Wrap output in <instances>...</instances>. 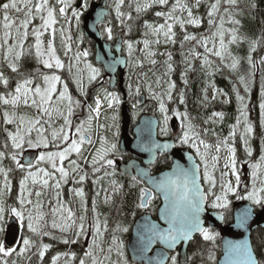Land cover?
I'll return each mask as SVG.
<instances>
[{
    "label": "snow or ice",
    "instance_id": "snow-or-ice-1",
    "mask_svg": "<svg viewBox=\"0 0 264 264\" xmlns=\"http://www.w3.org/2000/svg\"><path fill=\"white\" fill-rule=\"evenodd\" d=\"M238 2L7 0L0 4V24L3 28L0 32V85L3 86V91H0V264H17L19 257L31 260L32 255L43 264L46 253L52 248V244L43 242L44 237L59 239L67 245L88 240L89 236L91 242L79 264H129L125 244L119 235L127 233L129 228L117 223L110 229L108 217L98 211L95 200L89 208L84 186L90 179L97 187L96 197L100 198L103 193L104 205L114 206L119 197L123 207L126 198L134 195L135 208L145 210L143 223L137 228V237L139 250L144 254L141 259L146 264H197V261L199 264H216L213 249L200 247L205 242H211L214 247L220 237L215 224L207 222L209 208L227 211L232 197L249 201L253 207L241 211L238 227L248 225L255 208L264 210V131L257 135V124L250 118L258 67L251 53L264 42V35L248 41L249 53L245 59L250 67L247 73H240L241 57L234 55L229 48L247 39L239 32L241 21L236 19L239 13L233 12ZM94 4L108 11L97 13ZM256 6L250 0L249 7ZM202 7L204 11L201 14L199 10ZM154 8L160 9L154 12L157 20L150 22L144 19L142 23L145 38L136 41L125 39L134 24ZM13 11L22 15L14 17L10 15ZM112 12L113 19L121 26V50L127 51L128 59L116 60L105 69L89 61L90 50L81 46L88 39L84 26L89 13H92L93 25L101 26L98 31L95 27L90 31L105 41L115 39L112 21L105 18ZM36 21L38 23H34ZM205 21L209 29H216L211 35L198 37L188 32L187 26L199 28ZM225 23L232 27L225 28ZM177 25L183 30L179 41L181 49L186 43L195 42L188 48V55L183 61L185 67L181 80L185 89L189 85L188 72L195 70L193 61L196 59L201 60V71L209 77L221 67L237 74L232 82V92L238 102L237 115L229 126L228 135L223 138L214 129H199L196 126L193 122L195 118L187 108L185 91L178 89L176 81L171 78L176 71L172 53L153 50V46L177 43ZM226 35L229 36L227 42ZM73 43L77 45L75 49ZM141 43L143 48L140 52L151 65L158 63L155 59L157 55L166 57L164 71L154 81L155 87L142 79L146 78V73L138 74L135 83L130 74L126 86L127 99L132 101V108H137L140 103L137 98L142 87L146 86L150 98L158 105L162 118L159 131L165 136L171 132L170 120H178V130L172 133L171 143L161 144L149 139L144 150L153 152V159L148 163H159L156 160L157 150L172 149L181 152V155V150L185 148L194 150L187 156V160L192 162L191 167H183L177 162L171 172L158 179L145 169L136 174L129 173L127 168L120 172L119 162L125 159V148L120 138L119 108L125 99L118 91L109 90L104 79L105 71H115L116 65L121 63L130 69H142L143 59L135 58L133 63ZM196 46L202 47L204 52H197ZM210 56L219 58L220 64L215 65ZM28 58L35 59L46 71L38 68L35 73L22 72V62ZM5 66L15 77L6 74ZM260 68L264 71V57L260 60ZM65 71L79 98L72 94L69 82L63 78ZM13 78L14 87L10 83ZM107 83H111V76ZM209 87L212 88L211 100ZM202 93L201 104L205 108L220 97L224 98L222 103H231L229 94L214 83L210 82ZM258 93L259 126L264 128V84L259 86ZM171 103L183 106V110L169 107ZM21 109L32 112L30 114ZM80 113L84 114L83 118H79ZM74 117L78 122L74 123ZM224 119L223 111H213L204 123L219 124ZM147 131L151 137V127ZM209 132L216 136L214 145L204 139ZM237 140L242 146L243 158L237 155ZM254 140H258L260 147L255 160ZM33 151L35 155L29 158ZM161 155L167 159L168 154ZM245 167L250 170L248 173H245ZM16 173H19L15 185L17 191L12 196ZM118 175L127 177V186L116 179ZM246 176L250 183L246 182ZM105 177L109 178L108 188L102 184ZM70 180L74 187L69 191L79 201V214L69 201L63 199L64 186ZM50 194L51 198H48ZM161 197L163 208L154 220L149 217L148 210ZM45 203L50 206L51 228L59 229L62 234L71 233V238H58L46 230L49 213L43 211ZM128 210L135 216L131 207ZM218 219H224V214L220 213ZM109 233L111 239L105 247L104 237ZM196 234L202 239L196 242V250L189 255L185 249L193 246ZM153 245H162L163 249L157 251L155 257H149L146 254L152 251ZM69 255L71 260L65 259V264H72L76 260L75 253H57L51 257V264H58L62 257ZM225 261L226 264H264V241L255 250L247 239L239 243L228 242Z\"/></svg>",
    "mask_w": 264,
    "mask_h": 264
},
{
    "label": "trees",
    "instance_id": "trees-1",
    "mask_svg": "<svg viewBox=\"0 0 264 264\" xmlns=\"http://www.w3.org/2000/svg\"><path fill=\"white\" fill-rule=\"evenodd\" d=\"M4 2H7V0H1L0 4H2ZM206 2H208V0H206ZM251 2H254L257 5L256 8H250L249 7L250 0H239L238 6L233 9V12L239 13V15L236 16V19H239L241 21V27L239 29V32H240V34H242L243 36H245L247 38L246 40H244L239 45L233 44V45L229 46L231 52L234 55L241 57V64L239 66V72L242 74L247 73L249 70V67H250L247 63V60L245 59L249 53L248 41L252 40V39H258L262 35H264V0H251ZM170 3H171V0H170ZM157 10H160V9L154 8V9L150 10L149 13L145 14L138 23L134 24L132 32L128 33L125 36V39H132L134 41L143 40L145 38L143 35L144 29L142 27L143 20L147 19L150 22L156 21L157 18L154 17V12ZM199 11L202 14L204 11V8L202 7ZM19 15H22V14L16 13V17ZM113 17H114V12H112L109 19H110V21H112V24H113V33H114L115 39L113 41H109V42H114L116 40L117 36L122 31L121 26L119 25L118 22H116L113 19ZM1 18L2 17H0V19ZM225 19L227 20L228 18L225 17ZM158 22H163V21L159 20ZM224 27L230 28V27H232V25L229 23H225ZM187 30H188V32L193 33L199 37V36H203V35H211V33L214 32L216 29H215V27H213L212 29H209V27L205 21V23L202 26H200L199 28H195V27L189 25V26H187ZM124 31H126V29ZM175 31L177 33V43L175 45L169 44V45L165 46V45L161 44L159 47L154 46L156 49H153V50L157 51L158 53L165 52V51H170L172 53L174 67H175L176 71L172 73L171 78L176 81L178 89L185 91L187 108H188L190 115L195 118L193 122L196 124V126L199 129H214V131L217 134H219V136H223V135L227 136L229 133V126L232 123H234L235 117L237 115V109H238V102L235 100V95L232 92V82L236 79L237 74L230 71L228 68L221 67L220 71H216L213 76L209 77V75L206 72L201 71V68H200L201 60L196 59L193 61V65H194L195 70L188 72L189 85H188L187 89H185L183 82L181 80V73L184 71V67H185L183 61H184V57L186 55H188V48L192 47L195 44V42L186 43L184 48L181 49L179 41H180V39H182L183 30L180 29V27L177 25L175 28ZM75 38H76L75 32L73 31V40H75ZM228 39H229V36L226 35L225 41L227 42ZM217 42H218V39H217ZM141 45H142V43L138 45L137 50L134 54V57L144 59L143 54L139 52ZM76 47H77V45L75 43H73V49H75ZM81 47H89L94 51L95 45L90 40H86L85 44L82 45ZM196 51L203 53L204 49L202 47L196 46ZM251 55L253 57L254 62L257 61L258 59L261 60V58L264 57V42H262L261 45H259L257 47V50L255 52H252ZM189 58L191 59L190 56H189ZM209 58L214 61L215 65L220 64L219 58L214 57V56H210ZM155 59L158 61V63L156 65L144 63V67L142 69L138 68V71L133 74L134 81H136L138 74H140L141 72L146 73V72L154 71L153 74H148L146 76V78H142V79H145L146 84L151 83V84H153V87H155L154 81L157 79L158 76H160L163 73V71H164L163 64H164L166 57L161 56V55H157L155 57ZM148 65H151L153 67L151 68V66H148ZM38 68L41 71H46L45 69H43L42 65L38 64V62L32 58H28V59L24 60L22 62V65H21V71L24 73H35L36 69H38ZM4 70L6 71V74L9 75L10 77H15V74H12L10 72V70H8L6 68H4ZM150 80H152V81H150ZM128 81H129V76H127V78H126V86L128 84ZM210 82L214 83L217 88L223 89V91L227 92L229 94V96L231 97V103H228V104L222 103L224 98L220 97L218 100L212 101L207 108L203 107L201 104V100L203 97L202 89L204 87H206ZM10 83H11L12 87H14L15 86V79L14 78L11 79ZM262 84H264V71H263V74L262 73L256 74L255 84H254V88H253V92H252V104H251V116H250V118L254 121V123L257 124V130H256L257 135L259 134V131L261 132L264 129V128H261L259 126V120L261 119V117L259 115V110H258V106H257L258 105V96H259L258 88ZM0 91H3L2 85H0ZM141 93H143L147 96V101H146L147 102V105H146L147 110H146V108L141 107L139 105L140 110H141L139 113L150 112L153 114H157L160 117L161 114L158 111V105H157L156 101H154L150 98V95H149V92H148V89L146 86L142 87ZM174 96H175V93H174ZM208 96H209V100H211V96H212V88L211 87H209V89H208ZM137 99H139V97ZM155 106L157 107V110H156ZM169 107H171V108L180 107L181 110H183V106L178 105L176 103H171L169 105ZM24 110L25 109H21V111H24ZM0 111H2V109H0ZM213 111H223L225 113V119L222 123H219V124H210V123L206 124V123H204V121L207 119L208 116L211 115V113ZM139 113L133 111V114H132L133 119H135L137 114H139ZM215 138H216V136L213 135L212 132H209L207 135L204 136V139L207 142H211ZM0 140H2V137H0ZM258 144H259L258 140L253 141V147L255 149V152H254L255 157H257V155L259 154V150H260V147ZM239 150H241V148ZM191 151H193V150H191ZM239 153H240V151H239ZM240 155H241V153H240ZM171 167H172V161L168 157L165 160L162 156L159 159V163L156 164V166H154L153 173L159 174V173H162L164 171L169 170ZM217 175H218V173H217ZM18 179H19V173H16V177L13 180L14 187H13L12 196L16 195L17 188L15 187V185L17 184ZM116 179L121 183H125V185L127 186V177H125L123 175H118L116 177ZM102 184H103L104 188H108L109 187V178L105 177L102 181ZM84 187H85V191H86V194L88 197V201L92 199V195L94 197L93 200H95L97 198L95 195V193L97 191V187H96V185H94L92 183V180L91 179L88 180ZM92 192H93V194H92ZM231 199H232V205L230 206V208L227 211H225L223 209H216L215 210V211L221 212L225 215V225H227V226L231 225L233 223L232 206H233L234 202L238 201V200H235V197H232ZM97 200L99 201V207L98 208L101 209L100 212L103 215L108 217V221L111 225V228H114L117 223H121L124 226H127L129 228V231L127 233L119 234L121 240L125 243L126 239L130 235L129 233L131 231V228H132L135 220L138 217L142 216L144 214L145 210H137L135 208V206L133 204L134 195H130L126 198V200L124 201L123 207H121V201H120L119 197L116 198V203L114 206L104 205L102 203L103 193H101V197L97 198ZM11 202L12 201L10 199L9 203H11ZM78 204H79V201H78ZM73 205H74V202H73ZM74 207H76V205H74ZM77 207L79 209L78 205H77ZM130 207L132 208V212L136 213L135 216L129 212L128 209ZM159 207H160V200L154 201L153 205L148 210V213L156 218ZM255 209L257 212L260 211V209L258 207ZM210 210H212V209L210 208ZM67 234L69 235L70 233H67ZM46 239L47 240H45L44 242L52 244V248L46 253L43 264H49L51 262V257L55 256L57 253H66L68 248H69L67 245L61 243L59 239L52 240L50 237H47ZM110 239H111V235H110L108 241H110ZM201 239H202L201 237L196 238V240L193 242V246L190 247V249H189V255H191L192 252L194 250H196V248H197L196 242L201 241ZM262 241H264V229H258L257 231L254 232V234L252 236V242H253L254 250L257 246L260 245V243ZM81 246H82L81 244H76L74 246L75 254L78 256V259H80L82 254H83ZM200 247L212 248L214 251L215 257H216V264H218V261L220 260V258L222 256V238H221V235L216 240L214 247H213V244L211 242H205V243L201 244ZM206 255L207 254L205 253L204 258H206ZM112 258L114 260L115 255H113ZM63 259H64V257H62L60 259V261H58V262L63 261ZM65 259L70 260L71 257L68 256ZM17 264H40V262L38 261L37 256L32 255L31 260H29L27 257H19L17 259ZM63 264H65V261L63 262ZM197 264H199V261H197Z\"/></svg>",
    "mask_w": 264,
    "mask_h": 264
},
{
    "label": "water",
    "instance_id": "water-1",
    "mask_svg": "<svg viewBox=\"0 0 264 264\" xmlns=\"http://www.w3.org/2000/svg\"><path fill=\"white\" fill-rule=\"evenodd\" d=\"M99 2H103V0H98ZM94 8L96 12L99 13L101 11L107 12V9H101L96 4H94ZM88 19L85 21L84 31L88 35V40L92 41L95 45V63L103 68L107 69L108 64L113 63L116 60L126 61L128 58L124 56V50H121L122 40L121 34L119 35L117 41L115 43H110L103 39H100L98 35H94L90 28L95 27L98 31L100 25L94 26L92 13L88 14ZM109 15L105 18L108 20ZM127 67H125L124 63L116 65V70L111 71L108 69L105 71L106 75L111 76V87L114 88L117 82V75L121 73L122 82L124 81L126 75ZM146 98L142 96L140 99L141 105H145ZM178 120H172L170 127L172 133L176 132ZM133 125V120L131 117V109L128 105H125L123 109V135H122V144L125 148V154H129L132 156V159L129 162L120 161L119 169L121 173L127 168V171L131 174H136L140 169H145L149 172V174L154 178H161L165 175V173H169L173 170L176 163L179 162L183 167H191L192 162L187 160V156L191 154V151L188 149L181 150V152H175L172 149H161L156 151V160L159 161L160 157L163 156L161 153L168 154L167 157L172 160V167L164 171L160 174H153L152 167H154L157 163L154 161L152 165H149V160L153 159V152L145 151L144 147L148 145L149 139L156 141L157 143H171L172 137L170 139L162 140L159 135L160 129V120L157 115L154 114H145L140 118L139 124L134 127L131 134V128ZM151 127V137H149V133L147 129ZM27 154V153H26ZM35 153L31 152L29 154V158L34 156ZM161 205L158 209L156 218L148 213L149 217L152 219H157L159 217V213L163 208L162 197L160 198ZM253 207L248 202H238L233 206V223L231 225H225V216L224 219H218L220 212H211L210 216L207 217V222L214 223L216 226V230L220 232L222 238V256L218 261V264H226L225 257L227 255V245L228 242L239 243L244 240H249L250 244L253 246L252 236L255 231L258 229H264V210H261L259 213L254 209L253 215L249 217L248 225L246 227H238V218L241 211L245 208ZM144 215L138 217L131 229V234L127 240L126 248L127 253L132 264H146L145 261H142V256L144 255L139 250L138 245V237H137V228L138 225L143 223ZM162 223V221H160ZM199 235H195V240ZM254 248V247H253ZM163 249L162 245H153L152 251L148 252L146 255L149 257H155L157 251ZM189 248H186L185 251L189 254ZM167 264V262H166Z\"/></svg>",
    "mask_w": 264,
    "mask_h": 264
},
{
    "label": "rangeland",
    "instance_id": "rangeland-1",
    "mask_svg": "<svg viewBox=\"0 0 264 264\" xmlns=\"http://www.w3.org/2000/svg\"><path fill=\"white\" fill-rule=\"evenodd\" d=\"M1 1V0H0ZM11 14H12V16H14V17H16V13L13 11V12H11ZM10 14V15H11ZM0 20H2V18L0 19ZM34 23H38V21H36V22H34ZM3 31V28H2V24H0V32H2ZM217 46H218V42H217ZM84 48H88L89 50H90V56L88 57V60L89 61H91L94 65H96L95 64V60H94V58H95V49H94V51L91 49V48H89V47H84ZM143 48V44L141 45V47H140V49H142ZM153 49H156L154 46H153ZM139 52H140V50H139ZM124 53H125V55L128 57V55H127V51L126 50H124ZM141 53V52H140ZM62 58H64V57H62ZM135 58L136 57H133V63H134V61H135ZM66 61H67V58H64ZM144 60V63L145 64H150L149 62H148V60L147 59H143ZM255 63L257 64V70H256V74H260V73H262L263 74V71H261V68H260V60L258 59L257 61H255ZM96 66H98V65H96ZM148 66H151V65H148ZM98 67H100V66H98ZM153 66H151V68H152ZM5 68H6V66H5ZM7 69V68H6ZM138 71V68H132V69H130V68H128V73H127V76H129L130 74H131V78H132V82L134 83L135 81H134V79H133V74L134 73H136ZM154 73V71H150V72H146V74L148 75V74H153ZM63 78L64 79H66L68 82H71V78H70V76H69V74L65 71L64 73H63ZM150 81H152V80H150ZM129 82V81H128ZM75 86V85H74ZM127 90V89H126ZM72 94L74 95V96H76V97H78L79 98V94L76 92V89H75V91H72ZM143 93H141V95H142ZM141 95H140V97H141ZM139 97V98H140ZM125 99V98H124ZM127 101V103L131 106V104H132V101H128V99L127 100H125V102ZM90 102V101H89ZM132 107V106H131ZM155 108H156V110H157V107L155 106ZM146 110H147V106H146ZM133 111L134 112H140L141 110H140V107L138 106L137 108H133ZM23 112H29L30 114H31V112H32V110H30V109H25ZM141 114L142 113H139V114H137V116H136V118H135V120L136 121H138V119H139V117L141 116ZM83 113H80L79 114V118H82L83 117ZM108 115L110 116L111 115V112H109L108 113ZM121 115H122V111H121V107L119 108V123H120V133H121ZM171 115V114H170ZM160 117H161V115H160ZM76 117H74V119H75ZM162 119V118H161ZM171 121L172 120H170V122H169V127H170V123H171ZM62 122V121H61ZM59 123V122H58ZM74 123H75V120H74ZM161 124H162V120H161ZM262 131H264V129L262 130ZM261 131V132H262ZM259 133H260V131H259ZM259 135V134H258ZM160 136H162L161 138L162 139H166V138H164L165 137V135H163V134H161L160 133ZM224 137V136H223ZM223 137H221V138H223ZM120 138H121V136H120ZM208 143H210V144H215L216 143V138L214 139V140H212L211 142H208ZM194 151V150H193ZM34 152V151H33ZM212 152H213V154H214V152H215V150L213 149L212 150ZM26 153H27V150H26ZM224 155V153L222 152L221 153V156H223ZM237 155H238V153H237ZM259 155V154H258ZM258 155H257V157H255V154H254V156H253V159L255 160V159H257L258 158ZM75 155H73V157H74ZM72 157V158H73ZM74 159V158H73ZM66 164H67V161L65 162ZM223 163V161H221V164ZM250 170L247 168V167H245V173H248ZM245 179H246V182H248V183H250V180H248V178H247V176L245 177ZM69 182H71V180L69 181ZM72 187H74L73 186V184H72V182L69 184H67V187L66 186H64V189H63V199L65 200V201H69L70 202V206L73 208V210H76L77 208V205L79 206V204H78V199L77 198H74L73 196H72V194L70 193V191H69V189L70 188H72ZM48 198H51V194L49 195V197ZM69 198V199H68ZM94 197H93V195H92V199H93ZM236 200V199H235ZM94 201V200H93ZM95 201L97 202V205H98V207H99V201L97 200V198L95 199ZM73 202H74V205H76V207H74V205H73ZM247 202H249V201H247ZM235 203V202H234ZM250 203V202H249ZM90 205H92V204H90V200L88 201V206H89V208H91L90 207ZM232 205V204H231ZM230 205V206H231ZM79 210V209H78ZM43 211L44 212H46V213H49L47 216H46V220L48 221V227H47V231H50V232H52V234L54 235V236H57V237H61V236H66V237H68V238H71L72 237V234L70 233L69 235L67 234V233H61L60 231H59V229H52L51 228V220H52V216H51V214H50V206L49 205H47V203H45V207H44V209H43ZM98 211H101V209L100 208H98ZM77 213L79 214V211H77ZM109 228L111 229V225H110V223H109ZM130 233H131V231H130ZM129 233V234H130ZM130 236V235H129ZM109 237H110V233L109 234H105V237H104V239H105V247H107V242H108V239H109ZM46 238L47 237H44L43 238V242L46 240ZM129 238V237H128ZM128 238L126 239V242L124 243L125 244V254H126V256L128 255V253H127V248H126V243H127V240H128ZM91 242V237L89 236V238H88V240H81V241H79V242H77V243H72V244H67V246L69 247L68 248V250H67V252L66 253H69V254H71V253H75V249H74V246L76 245V244H81L82 246H81V248H82V251H83V253H84V250H85V248L87 247V245L89 244ZM45 243V242H44ZM66 245V244H65ZM74 250V251H73ZM70 257H71V255H69ZM82 256H83V254H82ZM81 256V257H82ZM127 258H128V256H127ZM71 260V259H70ZM115 260V259H114ZM129 260V259H128ZM65 261V258L63 259V261H61V262H58V264H63V262ZM129 263L130 264H132L130 261H129ZM49 264H51V262L49 263ZM72 264H79V259H78V256L76 255V260L75 261H73L72 262Z\"/></svg>",
    "mask_w": 264,
    "mask_h": 264
},
{
    "label": "flooded vegetation",
    "instance_id": "flooded-vegetation-1",
    "mask_svg": "<svg viewBox=\"0 0 264 264\" xmlns=\"http://www.w3.org/2000/svg\"><path fill=\"white\" fill-rule=\"evenodd\" d=\"M104 79H105V81H106V83H105V86L106 87H108L109 88V90H116V91H118L120 94H121V96L124 98L125 97V95H126V91H125V81H126V78H124V81L122 82V75L121 74H118L117 75V82H116V86L114 87V88H112L111 87V83L110 84H108L107 83V81H108V76L106 75V73L104 74ZM69 88H70V91L72 92V91H75V86H74V84L72 83V82H69ZM77 92V91H76ZM89 101L91 102V95L89 96ZM146 102V101H145ZM141 103V102H140ZM146 104V103H145ZM123 105L121 106V111L123 110ZM83 118V117H82ZM75 120V122H78V119L77 118H75L74 119ZM160 126H162V124L160 125ZM224 136V135H223ZM223 136H220V137H223ZM226 136V135H225ZM224 136V137H225ZM160 137H162V136H160ZM167 137V138H166ZM172 137V132H170V134L168 135V136H165L164 138H166V139H170ZM162 139V138H161ZM166 139H162V140H166ZM259 143V142H258ZM259 145V144H258ZM237 148H238V157H240V158H243V156H244V152H243V149H242V146H241V144H240V142H239V140H237ZM241 148V150H239ZM239 151H240V153H241V155H240V153H239ZM73 158H75V156L73 157ZM132 159V157L129 155V154H125V159L123 160V161H125V162H129L130 160ZM120 170V169H119ZM71 182H69V184H70ZM66 187H67V185H65ZM74 186V185H73ZM92 194H93V192H92ZM92 202H93V199H91L90 200V204H92ZM92 205H90V207H91ZM77 209H76V211H79L78 210V207H76ZM78 214V213H77ZM47 240V239H46Z\"/></svg>",
    "mask_w": 264,
    "mask_h": 264
}]
</instances>
